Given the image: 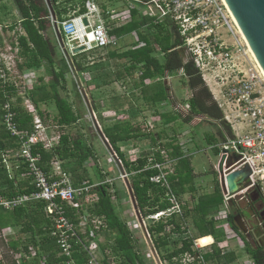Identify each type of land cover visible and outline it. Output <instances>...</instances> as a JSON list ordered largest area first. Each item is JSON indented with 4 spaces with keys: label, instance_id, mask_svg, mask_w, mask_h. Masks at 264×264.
Listing matches in <instances>:
<instances>
[{
    "label": "trees",
    "instance_id": "16d2710c",
    "mask_svg": "<svg viewBox=\"0 0 264 264\" xmlns=\"http://www.w3.org/2000/svg\"><path fill=\"white\" fill-rule=\"evenodd\" d=\"M56 16V21L61 23L71 17V12L75 11L74 15L83 14L86 12L85 2L79 6L77 10L68 8L56 0H50ZM108 3L118 6L125 5L126 2H134L146 5L150 0H107ZM17 10L20 14V19L10 26L11 29L19 26L21 33L17 36L18 56L21 62L18 63L20 69H39L43 67L48 75L47 83H41L32 90L26 93L27 98L32 102L37 114L42 120L47 115L40 109V103L52 101L56 109L54 120L60 128H68L76 124L80 120V116L74 106L62 94L66 85V76L71 73V67L64 56H60L57 52V36L53 38L51 30V16L45 0H14ZM103 18H107L109 10L105 4L100 3ZM130 18L125 20V23H120L118 26L112 27L109 34L115 37H121L126 34L135 32L137 41L131 44L127 50L122 53L110 52V56L115 58L120 57L125 59L126 75L134 73L138 70L141 72L139 77L140 83L144 84V80H155L157 77L179 75L183 79L187 88L191 92L188 100V114L184 118L185 122H189L193 116L205 117L210 125L216 128V133H207L205 141L211 145L216 155L220 154L219 145L227 142L228 139L234 137L230 124L224 119L221 109L218 107L216 100L213 97L210 89L204 81L198 68L191 60L189 53L183 47L182 39L177 31V27L168 19L159 20L156 16L142 17L138 19L139 10L136 7L129 8ZM114 26V22L109 23ZM60 28V26H59ZM153 31V38L148 37L143 33V30ZM15 47V44L12 43ZM158 50V51H157ZM158 53L162 55V59L158 58ZM84 58L83 52L76 53L71 57V63L78 72L83 69L81 59ZM120 74V73H118ZM40 81H43L40 78ZM159 82V83H158ZM155 82L152 86L150 95L145 96L152 104H157L167 100V90L161 81ZM161 82V83H160ZM75 97L80 101L81 96L76 90L73 81ZM154 88V89H153ZM16 94V88L11 84L2 81L0 78V150L5 157L8 156L10 150L16 147V140L2 125L3 109L2 104L7 98ZM20 101V100H19ZM81 102V101H80ZM79 102V105L81 103ZM16 112V122L20 129H29L32 125V115L28 113L22 106L14 108ZM94 111V110H93ZM156 112L161 113L160 109ZM161 116L169 120L176 119L179 116L176 110L167 113H161ZM108 143L121 161L122 168L130 175V186L136 201L138 212L143 218H147L154 213L166 211L170 208V202L166 197V186L150 181V177L158 174L159 170L153 167L155 163L166 164V158L174 159V171L167 172V181L171 191L175 194H186L190 192L195 196L196 187L194 183L193 168L189 164L190 154L185 155L182 147L178 144L177 134L171 138L166 144H157L156 151L151 156H143L129 161L126 159L121 150V144L136 139L140 136L137 129L130 124H115L113 127H107L102 130ZM159 135H157L158 137ZM152 140L156 142V136H152ZM34 153L39 152L41 155V165L45 170L50 169L49 162L53 159L61 162V167L65 172H68L71 181L75 187L86 186V182L93 184L85 174L86 164L90 159L95 160V154L92 147L85 141L82 136H75L69 133H63L59 137L57 145L50 149H44L42 144H38ZM167 152V156L164 154ZM3 155H0V161ZM10 160V159H9ZM3 163L0 164V173L4 177L3 182L6 186L0 188L1 194L8 196L15 194L29 193L33 190L29 184L28 177L26 181L19 182L16 178V173H25L23 165H19L17 171H13V177H10L8 172L5 173ZM2 167V169H1ZM10 169V170H11ZM215 172V171H213ZM98 175L97 178H100ZM196 177V176H195ZM216 181V180H215ZM214 189L211 193L199 194L193 198V206L191 211H185L182 214L171 213L165 221H158L155 224L146 228L147 233L154 243V247L160 252L161 249L168 247L171 242V234L181 233V225L178 222L179 217L191 219L195 226L202 229L206 225L207 234H213L217 237L220 233L214 228V223L226 222L233 232L241 236L244 240V251L251 260L250 264H264V221H258L261 228L262 237L260 240L252 239L249 230V237L246 240L245 236L239 231L233 221V217L237 214L244 218L247 215L246 211H242L238 204L235 205L234 200L229 201L230 210L227 212L225 219L212 217L216 212H219L223 206V196L218 187V182L214 183ZM97 192V202L93 207L83 209L82 207H73L65 205L66 214L73 222L79 221V216L85 214V210L92 217L101 218L103 226L100 227L98 233H106L110 231L113 238L112 249L115 254L121 257L118 264H144V260L138 255L136 245L138 239L134 236L128 225L122 221L116 213L113 205V195L106 190L103 185L93 188ZM175 194V195H176ZM116 198V197H115ZM252 202L251 200H249ZM44 203L39 202L33 205L23 206L11 211L0 210V214L5 215V219H1L0 226L14 225L21 226V231L30 234V239L23 245L16 241L9 243L14 253L20 252V248L27 251V247L32 245L36 249V257L30 260L22 259L19 264H64L69 257L59 256L58 247L55 238L49 235L50 220L45 216ZM183 208V206H182ZM249 209L248 213H252ZM81 213V215L78 214ZM211 216V219L208 217ZM198 219L199 222L196 220ZM169 229V231H167ZM92 225L89 223L85 236L90 237ZM184 234V232H182ZM92 237V236H91ZM194 241L192 237L186 236L181 241V246L170 252L162 254V259L168 263L181 259L186 254L194 258L190 264H232L238 257V253L229 251L222 254L221 249L216 246L211 253L200 255L195 252L192 247ZM98 254L101 255L103 264H110V258L103 253V249L108 248L107 244L99 246ZM198 255V258H195ZM71 259L74 264H88L89 256L81 246L75 245L71 254ZM201 260L203 262H201ZM100 262V263H101ZM101 263V264H102ZM0 264H3L0 261ZM11 264H17L16 260H12Z\"/></svg>",
    "mask_w": 264,
    "mask_h": 264
},
{
    "label": "rangeland",
    "instance_id": "374dc122",
    "mask_svg": "<svg viewBox=\"0 0 264 264\" xmlns=\"http://www.w3.org/2000/svg\"><path fill=\"white\" fill-rule=\"evenodd\" d=\"M56 1L75 10H77L83 2H86V0ZM95 1L99 5L101 3L107 6V10H109V12H107L108 17L103 18L102 16V18L109 26H111L109 23L116 21L121 15H124L122 20H120L121 23H125L127 19L129 20L130 7L138 8V19L150 16V9L147 5L138 4L136 6L134 2H126L123 6L120 4L115 6L108 3L107 0ZM111 10H114L115 14L111 15ZM71 14H73V12H71ZM101 14H103V12H101ZM19 19L20 14L14 0H0V52L5 55L14 54L16 56V49H13L12 43L16 41L18 34L21 33V29L19 26L11 29L10 26L18 22ZM50 33L53 38L57 36L58 54L64 56L70 64L71 73H68L66 76V85L62 94L76 110L79 108L77 113L80 116V120L68 128L58 127L54 120L56 109L51 100L40 103L41 111L47 115L44 120H41L48 128V137H54L58 141L60 135L63 133L82 136L93 149L95 160H89L86 164V172L84 174L89 180L93 181V184L89 185V183H85L88 187V192L79 199L80 206L83 209L93 207L97 202V192L93 190V188L100 185L106 187V190L111 196L113 195L112 201L116 213L119 215L120 219L128 225L134 236L138 239L136 250L138 255L144 260V264H190L186 256L179 260L175 259L174 261H178L177 263H168L162 259V254L179 248L182 239L186 236L192 237L194 241L192 249L200 255L211 253L216 246L221 249V252L234 251L238 253V257L235 261L246 263L248 255L244 251V240L241 236H237L238 234L233 232L226 222L219 223L216 221L214 223V228L220 233L217 237H214L213 234H207L209 228H207L206 225H204L202 229L195 226L191 217L184 219L181 216L177 219L178 222H180L181 231L184 232V234L182 232L171 234V242L168 247L161 249L159 252L154 247L155 245L151 241L146 230L147 227L153 225L152 220L148 217L143 218L137 209L133 207L131 193L127 187V185L129 186L131 184L130 175L122 168L121 163L118 162V159H116L114 153L108 147V143L101 137L98 131V127L103 130L107 127H113L115 124H130L136 128L140 136L121 144V150L129 161L145 155L151 156L153 152L156 151L157 144H166L177 133L186 132L187 134L184 140L188 141V151L191 155L189 164L193 168V181L197 188L195 196L198 197L199 194L211 193L214 189V183L216 181L218 182L216 166L220 154L216 155L214 153L212 144L209 145L205 141V136L207 133L215 134L216 128L210 125L209 121L202 116H193L189 122L184 121V118L188 114V100L191 96L190 90L183 82L184 80L181 79L179 75H174L162 78L157 77L155 80L148 79L147 82L145 81L143 82L144 84H142L139 79L141 74L140 71L136 70L134 73L126 75L125 69L128 66L125 67V59H121L120 57L115 58V56H110L109 53L112 51L122 53V51L127 50L131 44L137 41L135 32L121 36L117 46L114 48L104 51L95 50L83 52L84 58L81 59L83 69L78 72L71 63V57H73V55L64 47L66 40L62 29L57 28L55 30L51 24ZM143 33L153 38V31L149 32L147 29H144ZM61 43H63L64 46L60 45ZM248 54L250 55V53H247V55H241L240 57L241 61L244 59L247 60H244L243 63L245 67H250L251 65V55L249 57ZM157 56L159 59H162V55L159 53ZM251 59L253 61L252 57ZM21 61V58H19L13 73L9 76L10 80L7 82L10 83L15 80L20 87L19 90L22 93L20 95H24V88H27V86L35 87L41 83H47L49 78L43 67L35 70L27 68L20 69L18 63ZM40 78H42L43 81H40ZM71 81H73L76 90H78L81 96V102L75 97ZM158 81H161L166 87L167 100L152 105L145 96L150 95L153 84ZM205 82L207 84L212 82L216 95L219 96L220 89L215 78L208 75ZM79 102L82 106L79 105ZM115 104H117V107H115ZM21 105L26 107L24 102H22ZM157 109H160L161 113L176 110L179 116L176 117V119L169 117V120H167L161 116V113L156 112ZM29 111L30 110H28V112ZM154 135L156 136V142L152 140V136ZM157 135L159 136L157 137ZM221 145L222 144H220L219 147H221ZM164 154L167 156V152H164ZM6 163L11 167L16 166L12 158L7 160ZM59 163L61 165V162ZM174 164L175 161H169L168 166L165 167L169 173L174 171ZM8 174L10 177L13 175L10 172ZM98 175H101L100 178H97ZM21 178L23 179V177ZM218 187L220 189L219 183ZM176 196L182 202L183 213L192 210V201L195 196L190 192L183 195L176 194ZM233 200L235 205L238 204V207L242 211L247 212L248 216L244 217V221L246 225L250 227L252 239L260 240L262 237L261 228L258 225V221H255L251 216L252 213H248V208L253 212L248 198L245 194H241L233 198ZM220 209L221 210L216 212L212 217L221 216L222 219H225L227 211L230 210V208L227 210L223 205ZM78 214L81 215L79 212ZM0 215L2 216V214ZM5 216L6 214L3 215L1 219H5ZM166 218L167 216H163L162 221H165ZM208 219H211V216H209ZM196 221L199 222L198 219ZM9 226L15 227L9 224L0 226V229H5ZM29 236V233L21 231V226L14 228V234L6 235V240H3L0 248V260L3 264H11V261L13 259L15 260L14 250L10 247L9 243L11 241H16L18 244L23 245L30 239ZM97 240L99 246L101 244H107L109 246L103 249V253L111 259L110 264H118L121 261V257L115 254L112 249L113 238L110 231L104 234L100 233L97 236ZM246 240L248 239L246 238ZM100 252L101 255H103L102 251ZM101 255L97 254L99 262H101ZM201 262L203 261L201 260ZM17 264L19 263L17 262Z\"/></svg>",
    "mask_w": 264,
    "mask_h": 264
},
{
    "label": "built area",
    "instance_id": "2783aa9c",
    "mask_svg": "<svg viewBox=\"0 0 264 264\" xmlns=\"http://www.w3.org/2000/svg\"><path fill=\"white\" fill-rule=\"evenodd\" d=\"M150 14L159 20L168 19L177 27L182 39L183 47L187 50L191 60L198 68L203 79L207 76L214 77L219 85L220 94L216 99L224 119L231 124L234 134L232 139L222 143L220 154L226 151L227 155L233 152L240 154V159L230 167L239 168L247 163L251 169V191H256L264 202V77L251 60L250 67H245L240 60L241 55H247V46L241 37L236 22L233 19L224 0H150L146 3ZM86 12L74 15L57 22V27L64 32L65 48L73 53V49L83 46V51H93L114 47L117 39L109 34L112 27L118 26L124 17L121 15L114 21V26L106 24L102 18V10L95 0H86ZM111 15L115 14L111 10ZM120 13V12H118ZM86 17L88 24L83 23ZM128 20V19H127ZM54 24V22L52 21ZM232 39V42L230 41ZM15 67L14 55H5L0 52V78L7 82ZM27 109L32 112V125L29 129H20L16 122V112L10 102V98L2 104V125L9 134L15 138L16 147L5 157L1 163L13 159L16 168L23 165L24 173L29 179L33 190L29 193L6 195L0 193V210L11 211L23 206L44 203V214L50 220L49 235L55 238L59 256L69 257L64 264H74L71 254L75 245L82 247L89 256L88 264H101L98 254V231L103 226L101 218L92 217L85 210V214L79 216L77 223L73 222L66 214L65 205L80 207L79 199L88 192L87 186L75 187L70 174L65 172L60 161L52 160L50 169L45 170L41 165V155L33 150L38 144L44 149H50L58 144L59 140L48 137L47 127L41 118L34 113L29 101ZM186 132L177 134L178 144L185 155L188 151V141L184 140ZM58 163V164H57ZM168 164L155 163L159 172L150 177L153 183L166 186V197L170 202V208L150 215L152 223L162 220L163 216L171 213L182 214V202L171 191L167 181ZM229 167V168H230ZM223 165L222 175L217 173V180L223 196V205L228 210L229 201L234 197H228L226 184L221 182V176L225 177L229 169ZM217 169V166H216ZM249 197V192L243 191ZM239 194V195H241ZM229 211V210H228ZM227 211V212H228ZM143 220V219H142ZM144 221V220H143ZM89 223L93 230L91 236H85ZM169 231V229H167ZM14 234L13 227L0 229V248L6 235ZM228 253L222 251V254ZM190 259V255H185ZM36 257V249L29 245L27 251L20 248V252L14 253L16 262L22 259L30 260ZM1 261V260H0ZM248 261V262H247ZM236 262L233 264H250L251 260Z\"/></svg>",
    "mask_w": 264,
    "mask_h": 264
},
{
    "label": "water",
    "instance_id": "95a60500",
    "mask_svg": "<svg viewBox=\"0 0 264 264\" xmlns=\"http://www.w3.org/2000/svg\"><path fill=\"white\" fill-rule=\"evenodd\" d=\"M224 1L264 75V0ZM45 2L49 9L51 19L54 22V28L56 30L58 27L53 6L50 0H45ZM82 20L85 25L88 24L86 17H83ZM60 45L64 46L63 43ZM83 50L84 47L80 46L73 49V53H79ZM98 131L101 137H103L108 143V140L105 138L102 130L99 127ZM108 147L112 150L116 159H118L109 143ZM239 159L240 154L238 152H233L231 155H227L226 151H223V153L220 154V158L217 163V172L222 175L224 164L226 168H229L232 163L237 162ZM118 162L121 163L119 159ZM250 175L251 169L247 163L243 164L239 168L230 167L226 171L225 177L221 176V182L226 184L227 196L230 198L238 196L243 191L247 190V192H249V199L252 202L259 200V194L256 191H251V188L249 187L251 185ZM127 187L131 193L133 207L138 211L131 186L127 185ZM233 221L241 232L247 233L248 229L241 215H235L233 217ZM195 258H197V256Z\"/></svg>",
    "mask_w": 264,
    "mask_h": 264
},
{
    "label": "crops",
    "instance_id": "0c3cea01",
    "mask_svg": "<svg viewBox=\"0 0 264 264\" xmlns=\"http://www.w3.org/2000/svg\"><path fill=\"white\" fill-rule=\"evenodd\" d=\"M96 2V1H95ZM86 3V2H85ZM97 3V2H96ZM98 4V3H97ZM99 5V4H98ZM100 6V5H99ZM86 7V6H85ZM101 8V7H100ZM102 10V9H101ZM87 11V10H86ZM84 14V13H83ZM51 22H52V19H51ZM52 26H53V29H54V24L52 23ZM113 36V35H112ZM113 37H115V36H113ZM116 39H117V44H118V41H119V38H121V37H115ZM230 41L232 42V39H230ZM14 44H15V47L14 46H12L13 47V49H16V56L14 55V54H12V55H14V61H15V67H16V62H18L19 61V56H18V48L16 47V45H17V41H15L14 42ZM117 46V45H116ZM115 47V46H114ZM114 47H106V48H104V49H96V50H98V51H104V50H107V49H111V48H114ZM93 51H95V50H93ZM82 52H87V51H82ZM88 52H91V51H88ZM76 54V53H75ZM15 67L13 68V70H12V73H13V71H14V69H15ZM30 70H33V69H30ZM35 70V69H34ZM141 75V74H140ZM147 82V80H144V82ZM205 81V80H204ZM8 83V82H7ZM15 88H16V94H14V95H12V96H10L9 98H10V102H11V104H12V106H13V109L15 108V107H17V106H22L21 105V103L22 102H24L26 105H27V102L29 101V103H31V105L33 106V104H32V102L27 98V96H26V93H28V91L29 90H32L33 89V87H29V86H27V88H24V95H20V94H22L21 93V91L19 90V86H18V84H17V82L14 80V81H11L10 82ZM207 84V83H206ZM208 86H209V88H210V90H211V92H212V94H213V97H214V99L216 100L219 96H217L216 95V92H215V89L213 88V83L212 82H210V84L208 83L207 84ZM7 100V99H6ZM5 100V101H6ZM20 100V101H19ZM23 107V106H22ZM115 107H117V104H115ZM23 108H25V110L28 112V110H27V107H23ZM55 108V107H54ZM33 109H34V111H35V114H37V112H36V110H35V108H34V106H33ZM28 113H30V115H33L30 111L28 112ZM38 115V114H37ZM39 116V115H38ZM40 117V116H39ZM219 158H220V155H219ZM53 160V159H52ZM169 161H171V162H173L174 161V159H168V158H166V164H169ZM218 161H219V159H218ZM2 167H4L3 169H5L6 171H5V173H11V174H13V172H11L12 171V169L11 168H13V167H11V166H8V164L7 163H3V165H1ZM49 166H50V164H49ZM2 167H1V169H2ZM50 168V167H49ZM11 169V170H10ZM19 168H16V167H14L13 168V171L15 172V171H17ZM216 171H217V169H216ZM16 175V178L18 179V181L19 182H24V181H26L27 180V178H26V175L24 174V173H16L15 174ZM14 176V175H13ZM12 176V177H13ZM23 177V179L21 178V177ZM20 177V178H19ZM0 188H2V187H4V186H6V184L3 182V180H4V177L2 176V174L0 173ZM26 179V180H25ZM81 207V206H80ZM20 226V225H19ZM9 227H12V226H9ZM15 227H18V226H15ZM14 227V228H15ZM197 258H198V255H197ZM193 260H194V258H192L191 256H190V259H189V261L188 262H193ZM233 263H236V261H234ZM232 263V264H233Z\"/></svg>",
    "mask_w": 264,
    "mask_h": 264
},
{
    "label": "flooded vegetation",
    "instance_id": "af4514ba",
    "mask_svg": "<svg viewBox=\"0 0 264 264\" xmlns=\"http://www.w3.org/2000/svg\"><path fill=\"white\" fill-rule=\"evenodd\" d=\"M247 198H248V200H250L249 197H247ZM249 204H250L251 209L253 210L251 216L254 218V220L255 221H261V220L264 221V202L259 198V200L255 201V202L249 201ZM246 227L248 229L247 233H243L240 230L239 231L245 236V238L248 239L250 227H248L247 225H246Z\"/></svg>",
    "mask_w": 264,
    "mask_h": 264
},
{
    "label": "bare ground",
    "instance_id": "6f19581e",
    "mask_svg": "<svg viewBox=\"0 0 264 264\" xmlns=\"http://www.w3.org/2000/svg\"><path fill=\"white\" fill-rule=\"evenodd\" d=\"M233 19H234V18H233ZM234 21H235V20H234ZM239 32H240V30H239ZM240 35H241V37L244 39V37H243V35L241 34V32H240ZM244 40H245V39H244ZM245 43H246V41H245ZM246 45H247V43H246ZM247 48H248V49H247V50H248V53H250L251 57L253 58V62H254V64L256 65V67L258 68V70L260 71V73L262 74V76L264 77V75H263V73H262L260 67L258 66L257 61H256V59H255L253 53L251 52L250 48L248 47V45H247Z\"/></svg>",
    "mask_w": 264,
    "mask_h": 264
}]
</instances>
